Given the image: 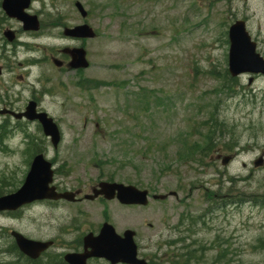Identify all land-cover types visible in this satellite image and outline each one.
Returning <instances> with one entry per match:
<instances>
[{
    "label": "rangeland",
    "instance_id": "rangeland-1",
    "mask_svg": "<svg viewBox=\"0 0 264 264\" xmlns=\"http://www.w3.org/2000/svg\"><path fill=\"white\" fill-rule=\"evenodd\" d=\"M76 1L89 12L87 20ZM34 9L42 10L46 30L40 38L25 35L30 45L23 51H0V65L7 67L2 94L25 102L32 94L27 85L42 79L56 93L43 97L45 109L66 139L87 130L100 131L94 137L105 141L96 138L97 150L88 153L67 152L68 144L56 152L38 123H15L11 133L3 128L0 146L22 148L0 150V196L15 193L33 157L43 153L62 188L75 179L86 188L110 179L153 194L175 191L178 198L151 199L137 209L117 201L38 202L16 217L0 214V264L28 263L12 231L70 242L75 233L68 229L80 232L82 219L91 228L108 221L119 234L135 230L138 242L159 256L189 254L186 264H264V78L250 83V75L228 72L229 28L250 14L253 35L264 33V0H37ZM54 22H87L95 30L85 44L89 68L60 74L42 63L26 80L15 78L28 72L18 63L62 44ZM32 44L46 50L28 51ZM25 136L40 139L38 148H25ZM226 156L233 161L223 166ZM177 236L193 247L168 249Z\"/></svg>",
    "mask_w": 264,
    "mask_h": 264
},
{
    "label": "flooded vegetation",
    "instance_id": "flooded-vegetation-1",
    "mask_svg": "<svg viewBox=\"0 0 264 264\" xmlns=\"http://www.w3.org/2000/svg\"><path fill=\"white\" fill-rule=\"evenodd\" d=\"M37 0H30L29 8L26 10V12L30 15H36L38 17L39 21V30L38 31H24L21 22L17 18H12L9 17L6 12L3 10V2L4 0H0V51L1 54L4 55H10L11 52L13 53H18L19 51H23L24 47L27 45H30L28 42H25L23 40V37L27 35L30 38H40L42 36V33L46 30L43 18H42V10H36L34 9V4ZM88 18V17H87ZM86 18V20H87ZM250 14H246L244 19L246 23V27L250 33V36L252 37L253 42L256 44V50L257 53L260 55L261 58L264 59V33L262 32H257L255 35H253V30L249 28V24L251 23L250 20ZM83 20V19H82ZM85 21V20H84ZM56 27L55 29L59 31L57 36L62 40V44L53 47L54 50L52 51L51 54L46 55L43 58H38V57H31L26 61V63H18V66L22 68V70H28L26 75H20L16 76L14 71L12 72L13 75H15V78L18 77L20 81L26 80L27 77L30 75V70L32 68L37 67L38 65L42 63H50L53 68L58 72V73H66V72H73V73H79L80 70H70L69 69V63L71 61V50L73 48H84L85 49V44L87 40H79V39H73L66 37L64 34V30L69 27L72 28L73 26H70L69 24L66 23H59V22H54ZM87 23V22H83ZM80 25V24H79ZM11 33L9 37L7 36V33ZM45 49L41 48L38 44H32V49L28 50H34L39 52L40 50ZM46 50V49H45ZM55 60L59 62L58 65H56ZM0 68L3 70L2 76H0V80L3 79L4 75L6 74V65L3 63L0 65ZM258 78H264L263 75H255L253 77H250L251 81H255ZM57 82H51V84H55ZM19 83V82H18ZM33 85H27V88L30 89L32 92L31 96L27 101L22 102L19 99L21 98H12L10 96V91H7V93L2 94L1 91V86H0V118L5 121L6 125L4 126V122L0 124V131L5 128L4 132L11 131L13 129H16L15 123H20V122H30L24 116L22 118H17L20 115H23L27 111V107L30 103H34V112L36 113H46L48 116L52 117L48 111L45 109L44 102H43V97L49 98L51 96H54L56 93L52 91L50 88H47L44 86V82L42 79L36 81L35 83H32ZM38 84H41V87H38ZM59 84L61 86H64V84L59 81ZM7 99V100H6ZM31 123H36V122H31ZM40 126V125H39ZM89 131L87 130H82L79 131L78 133L71 135L70 139H66L63 132L60 131V140L59 144L57 146H54L51 138L45 136L43 130H42V137L45 136V140L49 144L50 147L53 148L54 151H58L61 147H63L65 144H68L66 146V151L67 152H92L94 150H97V147H95L93 144L97 141L103 142L105 139H103L101 135H97L94 137L95 133H100V131H92L91 134H88ZM11 135V134H10ZM91 135V136H90ZM100 137L99 140L95 141L96 138ZM25 141L23 142V145L25 148H32V149H37L40 144H38V139L37 137L33 136H25ZM34 142H32V140ZM31 140V143H29ZM37 143V144H36ZM10 147L8 145L6 146H0V150H6L8 151H16V149H21L22 147ZM35 150L36 154L40 151ZM43 154V153H42ZM221 155H219L218 158H220ZM230 159L233 158V156H226L224 159ZM221 160V161H222ZM223 160V161H224ZM89 163L85 162L82 166H88ZM81 166V167H82ZM54 167V166H53ZM66 173L65 174H71L73 171H71V166L67 165L66 167ZM57 175V168H54V176ZM84 177H87L86 172L84 173ZM83 180V179H82ZM86 181H89L86 179ZM103 181H112L110 179L108 180H97V181H90V185L88 188L82 187V182L83 181H78L75 179V184H72L70 187H65L62 188V186H58L57 182H54V186L56 187V190L58 193H65V192H70L74 194V203H82L86 201L84 198L86 196L91 195L97 188L98 185L103 182ZM65 185H68L67 183ZM146 190L149 192V197L152 196V191L150 188H146ZM1 197V196H0ZM105 201V199L102 196L97 197L94 201ZM64 201H57L55 203H61ZM134 209L140 208L139 206H129ZM25 208L19 209L17 211H5V212H0V214H6L9 217H16L18 216L21 211H23ZM190 220V219H188ZM104 222L108 221H103L100 222L95 228H91L89 225H87V220L82 219L80 224H81V230L74 232L73 230L77 228V226H72L68 229L69 234L75 233V236L72 241L70 242H61L59 239H51V245L48 247L45 251H43L39 258L37 260H29L25 256L24 258L27 259L28 263L26 264H70L66 258L68 256H73V258H79L78 260H82V256H89L91 254V249L86 248V244L84 241V238L87 235L93 234L94 236H97L99 234V231L103 225ZM183 225L180 222L179 227H176L175 229L181 228ZM170 229V228H169ZM135 231V230H134ZM135 243H136V248H137V254L138 258L144 260L146 264H153V261H157V263L161 261H168L169 264H172L174 259L170 257V254H165L163 258H160L163 256L157 255L158 253H154V248L150 247L146 243V245L143 246L142 243L138 242V233L135 231ZM169 234H172L169 231ZM167 248L168 249H173V250H181V249H189L193 247V244L190 242H187L185 240H181L178 236L174 239H170V241L167 242ZM158 249H155L157 251ZM173 254V252H171ZM181 262H183V259H180ZM176 263V262H175ZM85 264H112L108 262L107 260L103 258H98V257H88L85 260ZM122 264V263H118Z\"/></svg>",
    "mask_w": 264,
    "mask_h": 264
},
{
    "label": "water",
    "instance_id": "water-1",
    "mask_svg": "<svg viewBox=\"0 0 264 264\" xmlns=\"http://www.w3.org/2000/svg\"><path fill=\"white\" fill-rule=\"evenodd\" d=\"M29 2L30 0H4L3 10L9 17L22 21L25 30L36 31L39 29L37 16H30L25 13V10L30 6ZM76 7L82 17L87 16V12L80 3H76ZM9 35H11L10 32L7 33L8 37ZM65 35L77 39H93L96 34L89 25H81L74 28H67ZM229 41V72L232 77L245 73L264 75V60L256 53V45L252 42L244 21H236L230 27ZM71 56L72 61L69 65L71 69H86L89 67L84 49L72 50ZM55 63L57 65L59 64L58 62ZM23 116L31 121L38 120L43 127L44 134L52 138L55 146L58 145L60 140L58 126L51 118H48L47 114H37L34 112V104L31 103L27 109V113L17 118H22ZM228 161V158L225 159L224 164H227ZM262 163V159H260L255 165ZM53 175L52 164L44 158V155H37L30 166V170L22 187L13 194L0 197V212L16 211L23 206L43 200L64 199L74 202L73 193L66 192L59 194L56 192L54 186H50L53 182ZM99 186L100 189L95 190L93 196H86V199L94 200L99 195H103L107 200L116 198L123 205L146 206L148 204V192L139 190L132 185L104 182ZM174 195L176 193L173 192L168 195H154L153 199L164 200L168 196ZM11 235L14 237L19 250L34 260L51 245V242L44 243L29 240L17 232H12ZM134 235L135 233L133 231L127 230L120 236L116 233L112 225L105 223L98 236L94 237L93 234H90L84 238L86 248L91 249L89 256H82V260L68 256L66 260L70 264H85L86 258L98 257L105 258L112 264H146L143 260L137 259Z\"/></svg>",
    "mask_w": 264,
    "mask_h": 264
},
{
    "label": "trees",
    "instance_id": "trees-1",
    "mask_svg": "<svg viewBox=\"0 0 264 264\" xmlns=\"http://www.w3.org/2000/svg\"><path fill=\"white\" fill-rule=\"evenodd\" d=\"M179 256H181V255H178L177 257L175 256V259L177 260V263L181 262V261L178 260ZM190 258H191V256H189V254H187V257H184L183 261L189 260Z\"/></svg>",
    "mask_w": 264,
    "mask_h": 264
}]
</instances>
